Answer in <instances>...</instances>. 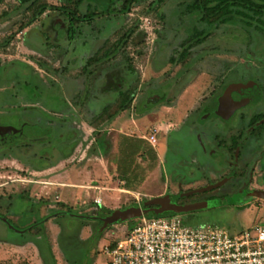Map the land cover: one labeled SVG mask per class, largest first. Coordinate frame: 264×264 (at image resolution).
Masks as SVG:
<instances>
[{
    "label": "rangeland",
    "instance_id": "1",
    "mask_svg": "<svg viewBox=\"0 0 264 264\" xmlns=\"http://www.w3.org/2000/svg\"><path fill=\"white\" fill-rule=\"evenodd\" d=\"M45 1L66 8H73L78 2ZM117 1L83 2L80 7L82 13L94 11L99 18L94 20L95 26L80 24V30L73 39L67 32L69 22L46 12L43 20L50 17L60 19L49 42L46 37L42 38L43 24L40 22L23 32L18 31L21 23L31 15L15 10L20 6L18 0H6L0 6V45L15 34L10 44L0 48V124L11 126L14 133H20L19 143L35 144L37 151L43 138L44 141L51 140L52 144L62 141L54 139V129L51 130L50 125L61 127V123H65L69 126L62 146L67 154L71 150L68 142L73 134L78 138L68 158L40 171L34 172L13 160L0 164L1 199L7 206H12L17 200L11 209L12 214L6 207L2 213L19 225L0 232L1 239L15 243H5L0 239V264H48L47 245H51L57 264H108L105 247L125 238L142 218L117 223L99 234L100 225L96 221L65 214L56 217L54 214L61 211L83 217H107L114 210L141 208L145 201L166 193L173 205L185 210L168 216L179 215L192 227L218 225L235 234L264 225V211L258 206L248 211L237 208L242 204L243 196L207 198L206 195H195L184 199L172 194L177 191L180 177L169 171L164 154L166 137L173 130L182 128L186 119L217 88V82L223 79H228V82H257L259 78L264 84V25L259 24L258 28L249 30L243 22L219 28L213 24H202L198 13L189 12V6L195 0H164L162 3L159 0H140L127 14L122 12V4H117ZM105 10L116 15L115 21H99ZM136 24L138 30L134 37L115 54L116 58L110 59V66L116 69V88H107L108 82L101 80L92 87L87 73L92 68L80 78L64 76L60 79L56 75V70L64 65V53L74 60L71 67L86 70L83 56L87 59L104 52ZM191 38L204 39L197 41L191 53L174 66L170 62L171 57L175 56L179 61L184 43ZM50 45L55 47L49 49ZM49 52L53 55L47 56ZM49 58H52V77L55 78L52 81L46 80L47 76L42 72L43 64L48 63L46 60ZM12 61L19 62L9 63ZM24 62L41 72L35 74ZM69 66L66 64L67 68ZM76 72L68 75L74 76ZM128 89L136 90L130 108L112 119L108 118L109 114L118 111L120 93ZM77 90L76 95L80 93V97L75 98L74 91ZM88 92L91 100H88ZM16 95L31 101L22 103ZM74 100L85 101L84 107L81 109L79 103L72 104ZM216 100H212L211 107L215 108ZM105 105L112 109L106 115L104 110L97 111ZM22 107L33 109L38 123L49 125L26 121ZM212 119L215 120L214 117ZM234 123L235 118L225 122L224 126ZM153 128L159 131L156 148L142 139L148 137ZM122 141L134 142L140 147L130 162L122 152ZM149 148L153 150L150 154ZM117 166L121 170L130 166L134 180L131 193L124 192L129 186L119 176ZM180 171L186 172L187 169ZM97 187L101 190L97 191ZM98 196L104 199L103 206L95 205L94 199ZM27 202L29 205L24 207ZM25 211L28 215L24 221ZM45 218L44 226L18 233L20 228ZM95 230L98 240L93 248L88 243Z\"/></svg>",
    "mask_w": 264,
    "mask_h": 264
},
{
    "label": "flooded vegetation",
    "instance_id": "2",
    "mask_svg": "<svg viewBox=\"0 0 264 264\" xmlns=\"http://www.w3.org/2000/svg\"><path fill=\"white\" fill-rule=\"evenodd\" d=\"M118 4L121 3L119 2ZM80 7L79 11L81 14H84ZM87 13L91 12L89 11ZM48 14H56L60 16V19L64 18V21H68V17L61 12L48 11ZM42 18L39 21L43 24L42 32L44 36L42 35V38L44 40L46 37L45 40L49 41L52 39L51 35L53 33L52 31L49 32L45 21L50 18L46 20ZM30 51L36 52L32 49ZM13 62L19 61L9 63ZM23 64L29 66L25 62ZM1 67L2 65L0 64ZM62 67L65 66L63 65ZM217 83L219 85L211 91L210 97L203 101L204 104H201L186 119L181 129L173 130L164 141V154L167 167L169 171L180 177L177 183V191L172 194L182 196L184 199L194 197L195 195H206L207 198L239 195L243 196L242 204L237 207L240 211H248L253 206H258L264 211V200L253 196V193L256 191L264 192V84L259 78L257 82H228V79H223ZM229 89H234L235 96H233L232 101L226 107L228 111L223 116L219 114V102ZM12 97L14 98L15 95ZM16 98H21L22 103L27 100L19 96ZM214 98L217 99L215 108L210 106ZM27 101L31 100L28 99ZM236 105H239V108L231 114L230 109H233ZM31 107L33 108V105ZM22 108L25 116L23 118L26 121L28 120L43 126L49 125L42 122L38 123L35 113H33V109H30V107H28L29 109H26V107ZM213 117L215 120L212 119ZM234 118L235 123L232 126H224L225 122H229ZM60 126L50 125L48 127L51 130L54 129V139L56 138L62 141L58 144H52L51 140L44 141L45 139L43 138V142L39 144L40 146L37 151L35 144L19 143L20 133H14L11 126L0 124V164H6L13 160L15 161L14 163H18L36 172L53 165L56 161L65 160L67 153L63 151L62 146L64 144L63 138L69 131V126L65 123H61ZM73 130L72 128V132ZM77 140V136L73 134L71 141L68 142L71 148L70 151L74 149ZM4 142L6 143L1 144ZM50 147H52L51 152L48 151ZM202 155L205 156V159ZM218 159H220L219 163ZM182 168H186L187 171H180ZM217 185L219 187L216 189L186 196L190 192L215 187ZM184 187L187 189H184ZM1 198L2 196L0 195V232H3L5 229L12 230L10 227H14L15 229L19 225L10 216L2 213V209L6 207L12 214L11 209L17 200L12 203V206H7ZM257 202L263 203L258 204ZM184 204L186 203H182V205ZM28 205L29 203L27 202L24 207ZM141 208L146 209L147 207ZM63 214L67 215L68 213L66 214L60 211L55 213L54 216L58 217ZM26 215H28L27 211H25L24 221L27 219ZM70 215L75 216L74 214ZM100 218L102 217L85 216V219L98 222V225H100L99 228L102 226ZM1 219H5L7 223H4ZM46 219L20 228L18 233H25L37 224V227L44 226ZM221 228L227 230L226 227L224 228L222 226ZM3 242L15 244L8 240H3ZM94 246L95 244L92 247L94 248Z\"/></svg>",
    "mask_w": 264,
    "mask_h": 264
},
{
    "label": "built area",
    "instance_id": "3",
    "mask_svg": "<svg viewBox=\"0 0 264 264\" xmlns=\"http://www.w3.org/2000/svg\"><path fill=\"white\" fill-rule=\"evenodd\" d=\"M158 134L153 128L142 139L156 148ZM94 203L104 205L100 196ZM104 252L108 264H264V225L231 234L217 225L189 226L179 215L144 217Z\"/></svg>",
    "mask_w": 264,
    "mask_h": 264
},
{
    "label": "trees",
    "instance_id": "4",
    "mask_svg": "<svg viewBox=\"0 0 264 264\" xmlns=\"http://www.w3.org/2000/svg\"><path fill=\"white\" fill-rule=\"evenodd\" d=\"M6 0H0V6L5 2ZM20 2V6L17 7L15 10L18 12H22L25 15L31 14L28 17V20L25 23H21L18 31L23 32L36 22H39L42 18V16L48 12H61L62 14H65L68 17V27L67 32L70 35L69 38L73 39L75 34L78 33V30H80V24L90 23L94 19L93 13H84L81 14L79 11V7L83 4V2L88 0H78L77 4L73 8H66L63 6H53L49 3H47L45 0H18ZM164 0H159V2H163ZM122 4V12L127 14L131 12V9L134 5L138 4L140 0H118V3ZM191 10L189 12H196L199 15V21L202 24H213L219 28L220 26L224 25H236L238 22H243V25L246 29H253L258 28L259 24L264 25V0H195L191 6H189ZM104 13H110L109 10H105ZM46 27L53 31L52 24L46 25ZM138 30L137 24L132 27L131 29L126 32L123 37L115 44L111 45V47L107 48L104 52L98 53L95 56L91 57L86 65V70L89 68H93L98 63L103 62L104 60H109L112 58H116L117 54L123 47H125L131 39L134 37ZM15 37V34H12L10 37H8L4 43V45H0L1 47H5L8 44L11 43L13 38ZM205 38V37H204ZM201 38V39H204ZM199 38L197 40H193L192 38L186 41L183 45L182 53L180 54L181 59L178 61L175 56H172L170 59V62L176 66L179 65L180 62L185 59L193 49L194 45L197 43V41H201ZM91 72V71H90ZM89 71L87 73H90ZM136 90L135 89H128L127 91H123L120 93V100L118 102V111L116 113L109 114V111L112 109L110 107H106L104 109V114H109L108 118L112 119L116 117V115L120 112L127 111L130 106L132 105ZM123 144V153L125 152L126 160L130 162L131 157H135L139 150V145L135 144L134 142H128ZM77 145V143L74 145ZM149 154L153 151L152 149H148ZM71 152L66 155L65 158H68L71 155ZM155 154L153 153V157L155 158ZM130 157V158H129ZM55 164V163H54ZM53 164V165H54ZM129 165V164H128ZM130 166L126 169L121 170L119 166H117V172L119 176L123 177V180H125L126 185L129 186V189L132 185L131 183L134 181L131 177L132 172L129 171ZM146 201L143 203V207L145 206ZM71 217L72 216L69 213L67 214ZM81 216H78L76 218H79ZM105 217V216H103ZM148 217L153 218H159L162 216H157L154 214H149ZM147 216L145 218H148ZM166 217V216H165ZM85 218V217H82ZM150 219V218H148ZM38 225V224H37ZM37 225L33 226L36 227ZM27 230L26 232H28ZM25 232V233H26ZM96 233V232H95ZM47 239V238H46ZM98 240V237L96 235H93L89 241L88 246H93L96 244ZM48 241V240H47ZM47 251L49 255L47 256V262L48 264H57L55 255L52 251L51 245H47Z\"/></svg>",
    "mask_w": 264,
    "mask_h": 264
},
{
    "label": "water",
    "instance_id": "5",
    "mask_svg": "<svg viewBox=\"0 0 264 264\" xmlns=\"http://www.w3.org/2000/svg\"><path fill=\"white\" fill-rule=\"evenodd\" d=\"M233 96H235L234 89H229L225 92V94L222 96L219 102V114L225 116L224 114L226 113V110L228 104L233 99ZM239 108V105H236L233 107V109H230L231 114L234 113L235 110ZM230 114V113H229ZM1 143V144H5ZM219 186L211 187V188H205L201 190H197L194 192H190L186 194V196H191L194 194L198 193H203L210 191L212 189H216ZM253 196H255L258 199L264 200V192L263 191H256L253 193ZM145 206L147 207L146 209H142L139 207H129L125 209H118L114 210L111 215L107 217H102L100 218L102 222V226L99 228V234L105 232L109 227L114 226L117 223H125L127 221L135 220V219H141L146 217L149 214H154L157 216H168L170 214H175V213H183L185 210H182L178 208L176 205H173L171 202V198L169 196L165 197H159V198H153L148 201H146ZM78 216V215H75ZM4 223H7L5 219H1ZM13 229L14 227H10ZM22 233V232H21Z\"/></svg>",
    "mask_w": 264,
    "mask_h": 264
},
{
    "label": "crops",
    "instance_id": "6",
    "mask_svg": "<svg viewBox=\"0 0 264 264\" xmlns=\"http://www.w3.org/2000/svg\"><path fill=\"white\" fill-rule=\"evenodd\" d=\"M94 12V11H93ZM93 12H91V13H93ZM46 14V13H45ZM93 14H95V13H93ZM103 16L100 18V20L99 21H101V20H108V19H111V20H114L115 18H114V16L116 17V15L114 14V16L113 15H111L110 13H104V11H102V13H101ZM121 16V15H120ZM53 17H50V19H48L47 21H45L46 23H48L49 25L50 24H52V26H53V30L54 31H56V25H57V22L60 20V19H56L55 17H54V20L52 19ZM97 18H99V17H97L96 15H94V19L92 20L93 22H90V23H87L88 25L90 24V26H95V24H96V22H94V20H96ZM115 21V20H114ZM114 24H115V22H114ZM115 27H116V24H115ZM49 42V41H48ZM52 47L54 48L55 46H53V45H50L49 46V49H52ZM57 51H59V48H57L56 49ZM49 55V56H52L53 54H51V52H49V53H46V55ZM62 54V53H61ZM65 55H66V57H65V59H64V66L65 67H61L60 69H58V70H56V75H58V77L60 78V77H64V76H69V77H71V78H80V77H82L83 75H84V72H85V69L84 68H76V66H74V67H71V62L73 61L74 62V60L72 59V58H70V57H68L67 56V54L66 53H64ZM47 55V56H48ZM83 57H85L84 58V61H86V63L88 62V60L91 58V57H87V59H86V56H83ZM93 57V56H92ZM75 59V58H74ZM46 60V59H45ZM51 60H52V58H49V60H46L48 63H44L43 65H44V68H43V70L44 71H42V72H44V74L47 76L46 77V80H50V81H52V80H55V78H53L52 77V67H51ZM65 62H66V64H68V65H70L69 66V68H71V69H73V70H70L69 68H67L66 67V64H65ZM27 65H29L30 67H31V69H33L34 67H33V65H31V64H27ZM85 67V66H84ZM34 70V72H35V74H39V73H36L37 71H40L41 72V70H39V69H37V71H35L36 70V68L35 69H33ZM73 71L75 72V71H77L76 73H74L75 75L74 76H71V75H68V74H71V73H73ZM115 75H116V69H115V67H111L110 66V59L109 60H104L103 62H101V63H98L96 66H94L92 69H91V72L89 73V75H88V78H89V81H90V83H92V87L94 86V84L95 83H97L98 81H103V82H105V81H107L108 82V87L107 88H116V84L114 83V81H115ZM60 79H62V78H60ZM61 81V80H60ZM75 93H74V97L76 98V97H80V93H79V96H77L76 95V93L78 92V90L77 91H74ZM90 92V91H89ZM88 92V95H87V97H88V100H91L90 99V97L89 96H91L90 95V93ZM120 97V96H119ZM87 100V101H88ZM86 101V102H87ZM84 102L85 101H83V102H77L76 100H74V102L72 103V104H77V103H79V107L82 109L83 107H84ZM90 103V105H92V107H94L93 106V104H92V102H89ZM107 106H109V105H105V106H102L101 108L99 107V110H97V111H103ZM94 109H95V107H94ZM96 110V109H95ZM98 188H100V190H101V187H98ZM124 192H126V193H131V191L130 190H124ZM102 198V197H101ZM103 200V203H105L104 202V199H102Z\"/></svg>",
    "mask_w": 264,
    "mask_h": 264
}]
</instances>
